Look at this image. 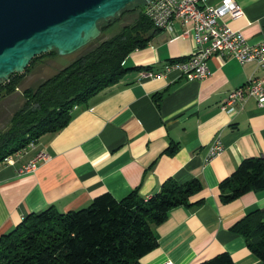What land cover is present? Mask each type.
<instances>
[{
  "label": "crops",
  "instance_id": "0c3cea01",
  "mask_svg": "<svg viewBox=\"0 0 264 264\" xmlns=\"http://www.w3.org/2000/svg\"><path fill=\"white\" fill-rule=\"evenodd\" d=\"M235 1L241 12L226 17L227 25L240 29L248 42H258L264 0ZM174 28L180 32L183 27L175 21ZM192 49L189 36L159 28L146 46L128 53L123 61L127 69L117 82L75 104L61 129L42 134L15 163L0 164V233L48 205L78 209L100 193L120 198L134 188L146 197L169 177L178 182L198 177L203 188L193 199L201 197L202 203L169 210L155 226L158 244L142 264H195L220 251H227L233 264H260L243 236L229 227L248 210L264 207V188L224 203L218 184L243 158L264 156V107L253 97L235 101L232 109L220 106L229 90L263 71L228 54L211 55L209 74L201 79L188 80L174 66L164 69ZM43 61L42 66L47 64ZM215 139L222 150L208 157ZM171 146L175 150L169 152ZM39 150L48 158L20 173V166Z\"/></svg>",
  "mask_w": 264,
  "mask_h": 264
},
{
  "label": "trees",
  "instance_id": "16d2710c",
  "mask_svg": "<svg viewBox=\"0 0 264 264\" xmlns=\"http://www.w3.org/2000/svg\"><path fill=\"white\" fill-rule=\"evenodd\" d=\"M131 4L138 6L131 23L122 25L36 86L21 90L23 103L13 111L8 127L0 130V162L9 154L27 149L42 134L61 129L75 104L121 78L127 69L123 61L128 53L146 46L159 29L144 12L145 0H135L111 22L99 20L101 32L118 22ZM56 53L52 49L33 56L22 72H13L0 83V96L17 89L36 58ZM174 150L171 146L168 151ZM218 187L224 203L264 188V156L243 158ZM202 188L198 177L183 182L169 177L146 197L134 188L120 198L110 192L100 193L78 209L60 211L48 205L29 212L10 230L0 233V264H142V257L158 244L155 226L172 208L201 204L203 198L193 196ZM229 229L242 235L249 251L264 264V207L248 210ZM195 264H233V259L227 251H220Z\"/></svg>",
  "mask_w": 264,
  "mask_h": 264
},
{
  "label": "built area",
  "instance_id": "2783aa9c",
  "mask_svg": "<svg viewBox=\"0 0 264 264\" xmlns=\"http://www.w3.org/2000/svg\"><path fill=\"white\" fill-rule=\"evenodd\" d=\"M146 3L144 12L154 26L168 30L173 36H189L193 42L192 52L184 58L167 63L165 70L174 66L188 80L201 79L209 74L207 60L211 55L228 54L241 65L254 64L263 73L251 74L244 84L229 90L221 108L232 109L235 101L243 102L247 97H253L258 106L264 107V31L258 42L250 43L240 29L227 25L226 17L230 18L241 12V7L235 0H219L218 4H211L208 0H149ZM175 21L183 27L180 32L174 28ZM159 73L149 72L151 76ZM30 148H34L33 142L29 143L28 149ZM221 150V143L215 139L209 147L208 157ZM18 156H21V150L5 156L2 162L13 164ZM48 156L47 152L39 150L18 171L24 173L34 170Z\"/></svg>",
  "mask_w": 264,
  "mask_h": 264
},
{
  "label": "water",
  "instance_id": "95a60500",
  "mask_svg": "<svg viewBox=\"0 0 264 264\" xmlns=\"http://www.w3.org/2000/svg\"><path fill=\"white\" fill-rule=\"evenodd\" d=\"M133 1L0 0V83L37 54H68L97 38L98 21L111 22Z\"/></svg>",
  "mask_w": 264,
  "mask_h": 264
},
{
  "label": "rangeland",
  "instance_id": "374dc122",
  "mask_svg": "<svg viewBox=\"0 0 264 264\" xmlns=\"http://www.w3.org/2000/svg\"><path fill=\"white\" fill-rule=\"evenodd\" d=\"M137 7L138 6H136V4L129 5L126 8V10L123 12V14L120 16L118 22H116L112 27H110V29L108 28L104 30V32H101L97 38L91 40L90 42L83 45L79 49L71 53H68V54H60V55L58 53L54 55L46 54V55L36 58V60L31 62L29 69L26 71L23 77L35 71L34 74H32V76L29 77L26 81L20 82L21 84H19V87H17L14 93L12 92L8 95L0 96V130H4L8 127L9 120L12 116L13 111H15L23 103V97L21 95L22 88L28 87V86L29 87L36 86L39 81L52 75L57 69H59L63 65L68 64L74 58L87 52L92 47L97 45L100 40L118 31L122 25L131 23L134 20V18L137 16L135 13V9ZM41 59L44 60L43 62L47 61V64L42 66L41 63H39L42 61ZM38 66H41V67H39L38 69L36 68L35 70L32 71L33 68L38 67ZM27 149H28V146H27ZM27 149L21 150V155L25 154L24 151H26ZM2 163L3 162L1 161L0 164Z\"/></svg>",
  "mask_w": 264,
  "mask_h": 264
}]
</instances>
